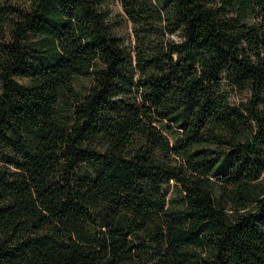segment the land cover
<instances>
[{"label": "trees", "instance_id": "trees-1", "mask_svg": "<svg viewBox=\"0 0 264 264\" xmlns=\"http://www.w3.org/2000/svg\"><path fill=\"white\" fill-rule=\"evenodd\" d=\"M106 1L0 0V264H264V0Z\"/></svg>", "mask_w": 264, "mask_h": 264}, {"label": "rangeland", "instance_id": "rangeland-1", "mask_svg": "<svg viewBox=\"0 0 264 264\" xmlns=\"http://www.w3.org/2000/svg\"><path fill=\"white\" fill-rule=\"evenodd\" d=\"M16 4L22 5L25 3V0H10ZM158 2V1H157ZM103 9L107 12V17L111 25L113 26L114 30L123 37L124 43L126 45L129 44V40L131 39V27L130 23L127 21L122 9L121 5L118 0H108L104 2ZM172 38H178L176 34L171 36ZM229 97L231 102H239L244 100L245 94L235 92L232 89H228ZM166 121H157L158 125H162ZM171 137V136H170ZM160 191L166 196V198H171L176 194V190L172 181L169 184L161 185Z\"/></svg>", "mask_w": 264, "mask_h": 264}]
</instances>
